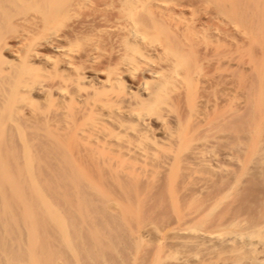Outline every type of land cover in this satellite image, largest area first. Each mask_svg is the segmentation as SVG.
Masks as SVG:
<instances>
[{"label":"rangeland","instance_id":"1","mask_svg":"<svg viewBox=\"0 0 264 264\" xmlns=\"http://www.w3.org/2000/svg\"><path fill=\"white\" fill-rule=\"evenodd\" d=\"M3 1L0 0V3ZM44 1L46 3V0H36V5L34 4L32 7L28 3L12 5L11 3L5 2L8 6L4 5L5 7L1 9L3 14L2 11H0V22H4L5 26L3 24L0 26V32L2 31L4 33V31H8L10 27L11 29H18L19 27H14V25L11 26L10 24L14 16L32 15L37 9V12H39L41 16V18H36L34 14L35 21L37 22L36 27L38 28L42 26L44 12L47 14H44V17L50 18L53 14L50 16L48 13L55 11V8L59 9V3L61 7V4L65 5L66 2L69 4V1L71 2L72 0H56L53 2L54 5L51 4L52 0H47L46 5L41 4L42 2L44 3ZM162 1L164 2L162 7L152 6L156 11L154 10L151 17H156L157 11L161 10L162 15L165 16L163 20L166 16L170 18L161 21L162 19L160 18L163 16H161V12L158 11V16L160 18L156 17L155 20L162 22L160 25L161 27L164 25V29H162V32H165L164 36L166 34L168 38L170 37L171 43L175 46L174 48L181 54L183 53V55H181V58H184L182 64L190 72L192 82H190L188 87L184 85H175L168 88L165 99L166 108H160L158 109L159 111H155L157 115H152L148 128L146 129L149 139L148 142H143V145L147 154L144 156L137 153L126 152L122 143V145L119 146L120 142L112 143V141H108V139L102 135V130L99 131L100 133L95 132L92 137H85L88 141L87 139H83L84 136L81 138L82 135L79 136V134L76 133L78 130L76 127L85 126V121L88 123V109H86L87 107L85 105H87L93 97L90 87L87 84H83L82 87L76 89L66 85V90L71 96V100H69L68 103L67 98L64 100L57 94V79L55 75L49 72L44 73L45 76H41V73H39V76L36 78L38 81H36V83L32 81L33 88L30 91L31 93L23 98V104L19 108V115H21L20 117L22 118L19 119V116H17V121H22L19 124L22 128L23 125L25 126L23 129H25L24 134L27 137L32 136V134L29 133L32 130H38L37 133L40 131L38 133L39 137L34 135V139L38 140L42 136L40 134L44 132L43 141L42 138L39 139V141L32 139V144L38 146H33V148H31L33 160L35 156V161L38 158L37 156H39L40 160L43 158V155H39L42 149L41 154L45 151L42 160H45L47 157L48 160H45L46 163L51 161L49 164H44L38 159V163L43 164H40V168H38L39 166L36 161L37 165L33 169L35 170L37 168L36 171L38 172L35 173L34 171V174H36L34 177L38 178L35 180V185L37 186L33 185L32 188L33 190L36 188L38 195L41 193L44 199H41V196H36V189L32 192L31 186L24 181L25 178L21 179V177H24L19 173L21 172L19 166H21L22 162L21 153L19 154L21 148L17 145L18 143L16 144L15 137L13 138L15 141H10L14 133L12 132L13 134L11 133V135H9L11 131L9 129L6 130V133H9L7 142H15V146H17L14 149L18 152L12 149L14 147H12V145L14 144L7 143L5 145L6 147H2L3 154L1 153L0 160H11L12 162L8 163L7 171L16 180L19 178L21 181L16 185V189L11 188V190L15 192L14 195L7 189V185L4 186L9 206L13 208L14 205L15 207L13 210L10 208L12 214L10 216L14 219H11L13 224H8L9 227L7 228L9 229L5 230L7 233L3 231L4 224L2 225L0 223L1 258L7 256L11 259V255L14 257V254H16L14 260L12 257L14 262L26 263L32 260V258H35L37 261L40 260L41 262H39L41 264H51V262L52 264H56V262H58L57 264H61V261L62 264H67V262L73 264L74 259L71 258L73 255L76 259L75 261L79 264H255L264 256V0ZM119 2L120 0H85L80 5L82 10L78 7L76 9L74 8V11L71 10L73 11L71 12L72 14L70 12L68 14L67 12L68 15L65 13L64 17V14L59 15L60 17L57 16L52 19L51 25L55 19L57 21L60 19L58 23L55 24L53 22L52 26L54 27L51 25L49 26L52 29L54 28V30L56 29L57 32L59 31L58 33L60 34L63 32L62 34L64 36H62L64 38H69V40L74 39L72 41H75L74 45H77H73L74 61L77 65L82 66L85 75L92 78L94 82L102 80L105 76L104 73L114 67L118 59V51L116 52V49L118 50L117 44L121 36L119 35V31L113 27V22L117 20ZM29 6L31 9L34 8V10H32L33 13ZM8 7L10 8L9 11H7ZM51 9L53 11H49ZM163 9L166 10L164 11ZM10 10L14 12L18 10L19 13L13 15L14 12L12 13ZM152 11L153 10H151V12ZM5 12H7L6 15ZM22 13H27V15ZM9 14L13 15V18H9L12 17ZM39 14L37 13L36 15ZM4 15L5 17H3ZM139 16L143 20L147 18L145 15ZM6 24L8 25L6 26ZM172 25L176 26L177 29ZM167 29L170 30L171 34H168L169 30ZM2 32L0 35L3 34ZM15 36L13 35L14 38L11 37L8 42L12 47L13 41L16 40ZM91 42L94 45V53H92L94 59L92 62L86 60L88 47ZM11 46L2 51V58L11 59ZM40 50L41 53H49L48 48H45V46L40 47L39 51ZM36 60H34L35 63H38V59ZM136 74H133L137 77L136 79L132 75L123 74V80L127 90H136L140 80L139 77H141L140 74H138L139 76ZM120 96H122L118 100L120 107L133 106V101L135 100L131 95L121 91ZM73 97H75V100H73ZM142 97H144V95ZM24 101L26 102L24 103ZM65 102L69 105L67 106ZM83 112L84 114L82 115ZM112 116L125 119L122 114H113ZM22 123L23 125H21ZM26 124H28L27 128ZM29 125L30 128H33L32 130L29 128ZM107 126L111 127V125ZM137 128L138 127H136L134 133L128 137V140L130 139L129 141L136 139V135L139 132ZM178 133H182L183 135L181 141H177L176 136ZM46 134L47 136L50 135L48 138L53 137L52 142L51 140L48 141V138H46L47 136L45 137ZM54 137L56 140H54ZM89 139L94 141L93 144H97L92 145ZM44 140L47 142V149L44 148V144L46 143ZM58 141L62 142L60 146L64 145L66 147L61 146L62 150H60L61 148L58 146ZM48 142L51 144H48ZM52 143H54L55 146ZM114 143H117V147ZM99 144L100 146H97ZM41 145H44L43 148H41ZM48 145H53V147H49ZM18 147L19 150L17 149ZM55 147H58L54 149L58 152L51 149ZM36 150L37 152H35ZM120 150L123 151L121 152ZM64 151L67 152L69 157L63 154ZM16 152L19 154V157ZM34 152L36 155H34ZM56 153H59V158H62V161L66 162L69 160L70 165L64 162L62 163L64 165H59L61 160L57 159L58 154ZM50 158H52V160ZM52 163L59 166H56V168L59 169H57L58 171L55 170V166ZM71 164L74 167L71 166ZM75 164H77V167ZM33 165H35L34 161ZM47 165L48 167H54L55 173L61 170L62 172L58 174L61 176L58 177L56 174L53 175L52 173L54 170H52V168L48 170V167H46ZM17 166L19 169L16 168ZM41 166L43 167L41 168ZM69 166L71 170L68 171L67 168L69 169ZM10 169L12 170L10 171ZM12 171L14 172L12 173ZM42 172H45V176ZM84 176L88 185L94 182L93 186L92 184L90 186L86 184V187L83 186L86 183L83 178ZM40 177L42 178L40 179ZM45 177L46 181L44 180ZM47 178L49 180H47ZM72 178H75V181ZM79 179L84 181L79 182ZM43 180L45 181L44 183L41 182ZM68 180L73 182H69ZM74 182L76 184H74ZM77 182L82 186H78ZM60 183H65V186ZM67 183H69V185ZM23 184L25 186H23ZM56 184L57 186L60 185V188H62L61 185L64 186V190H66V186H70L71 188L68 187L67 189H71L74 194L71 195V191L68 190L69 194L67 191L66 194L65 191L60 189L59 186L57 187ZM94 184H96L97 187L94 186ZM51 185L54 189H57L54 191L60 190L57 192L58 194L53 191L52 187H49ZM24 189H26V191ZM79 189L80 191L82 190L81 193H83L84 190V196H86L87 191L88 193L90 192V195L87 193V197L84 198L83 194L78 192ZM43 190L46 192L45 196ZM101 190L103 191L100 192ZM61 191L62 194L60 193ZM18 192L19 194H17ZM96 192L98 195L97 197ZM50 193L54 196H51ZM48 194L50 196H48ZM19 195L23 201L20 199V201L18 200ZM31 195H33L34 199ZM60 195H62V197H60ZM63 195L64 197L68 196V199L72 198L71 200H67L65 197V200L63 199ZM30 196L32 198H29ZM73 196L75 199H73ZM49 197L50 199H48ZM52 197L55 198L51 199ZM57 197L58 200H63V203H67V205L62 202L60 203ZM24 198L28 202H25ZM31 199L32 202L35 201L34 205H32ZM54 199H56L55 202L57 201L56 204ZM36 200L38 201L37 203H41L40 209L37 208L39 204L36 203ZM48 200L52 201L48 203ZM15 201L18 203H15ZM21 202H24L25 205H22ZM44 203H46V205ZM11 204L13 205L11 206ZM72 204L74 206L73 210ZM20 205H22V207ZM47 205H53L54 210L51 209L52 206L49 208ZM34 206H36V209ZM45 206L46 210L43 209L42 212V207L44 208ZM23 207H25V209L27 208V212L25 209L23 213L21 212ZM64 207L65 210L63 211ZM18 208L20 210H18ZM50 209L53 213L49 211ZM85 209L86 211H84ZM255 209L256 211H254ZM38 211L40 212V217H38ZM46 212H49V214ZM42 214L46 216L42 217ZM35 216L38 217V220L42 221H37V217L35 218ZM32 218L35 220L33 221ZM48 218L51 219L52 223ZM19 223L21 224L20 226ZM22 224L24 225L22 226ZM28 224L29 228H26ZM37 224H39V227L43 224V228L40 227L39 229ZM58 225L59 227L61 225L64 232H67V234L65 233L68 237L66 240L71 247H73L75 254L72 255L69 249L62 243L63 241L60 231H58ZM28 229L31 231L33 230L32 232L34 233ZM44 229H47L48 233L47 230L45 231ZM70 231L78 236H72ZM28 232H31V234L28 235ZM3 233L8 238V242L7 239L2 236ZM9 233L11 235L14 234L13 237H11ZM46 233L48 236L45 235ZM235 233L251 235L255 241L253 249L249 251L243 244L238 241H233V235H235ZM11 238L15 245L13 243V245L11 244ZM75 240L76 242H74ZM4 242H7V244L9 243V245L6 244L5 246ZM37 243L39 244L38 247ZM52 245L54 246L52 247ZM13 246L14 248H12ZM17 247H21V249L19 248V250ZM42 247L44 248L43 251ZM15 249H17V251L19 250V253L15 252ZM24 249L25 251H23ZM79 249L81 250V256L79 255ZM61 250L64 251L61 252ZM5 253L7 254L5 255ZM58 253L59 255H57ZM89 253L91 254L89 255ZM51 254L52 256L50 257ZM92 254L95 255V259L91 258V256H93ZM43 259H45V262L42 261ZM48 261L51 262L48 263ZM0 264L5 263L1 260Z\"/></svg>","mask_w":264,"mask_h":264},{"label":"bare ground","instance_id":"2","mask_svg":"<svg viewBox=\"0 0 264 264\" xmlns=\"http://www.w3.org/2000/svg\"><path fill=\"white\" fill-rule=\"evenodd\" d=\"M3 1V0H2ZM35 1L36 0H4L2 3H0V11H2L1 9H3V7H5L4 5H7L5 4V2H8V3H11L12 5L13 4H30L31 7L32 5L35 4ZM43 1V0H42ZM50 1V0H49ZM56 1V0H52V5L53 2ZM62 1V0H61ZM66 1V0H65ZM83 1L85 0H72L71 2L69 1V4L66 2V4H61L62 6L60 7L59 4H58V7L59 9L55 8L56 10L53 11L52 9L49 10V11H53V12H49L48 14L52 16L49 18H45L44 16L47 15L43 14V18H42V26L40 27H36L37 25V22L35 21V18H34V14L36 16V18L40 17V14L39 12H37V10H35L39 15H36L37 13L34 12L32 10H34V8L31 9L30 7V10L32 13V15H27V13H22V14H25L27 16H20V17H17V16H14V19L13 21H10V24L11 26L14 25V27H19L18 29L16 28H12L10 27V29L8 31H4L3 34L0 35V155L2 153V147L5 146L7 143L10 144L12 142H7V140L9 139V135H11V133L13 134V137L10 138L12 141L13 138L15 137V140H16V144L19 145V147L21 148V152H19V154L21 155V166L20 167V171L19 173H21V175H23L24 177H21V179L25 178L24 181H26V183H28V185L32 186L35 185V180L36 178L38 177H34V171L35 173H37L38 171L33 170L35 168V166L38 164V166L41 164H39L38 162L41 161L43 162L44 164H49L51 163L48 162L46 163V159L47 157L45 158V160H42L44 158V152L43 151V154H41L42 152V149H41V152H40V156H42L43 158L40 160L39 156H37V164H36V156H35V159L33 160L32 159V155H31V148H33V144H32V139H34V135H37L39 137V132L37 133V131H33L32 127L30 128V125H29V128L33 131L29 132L32 134V136H25L24 134V131L25 129H23L25 126L23 125V123L21 125H23V128L22 126H20L19 123H21L22 121L19 120V122L17 121V116H19L18 118H22L20 117L21 115H19V108L22 106L23 104V98L24 96H27L29 93H31V89L33 88L32 87V81L36 83V81H38L36 78L39 76V73H41V76H45L44 73H49V72H52L54 75H55V78L57 79V94L59 96H61L64 100L67 98V102L69 100H71V96L68 94L67 90H66V85H69V86H72L74 88H79V87H82L83 84H87L91 91H92V99L91 101L85 105L88 109L87 111V116H88V123H86V121L84 122L85 123V126L83 127H79L78 126L76 127V129H78L76 131V133L81 136V138H84L85 137H92V135H94L95 132H99L100 130H102L103 132L102 135L106 137V139H108V141H112L113 142H120V145L121 146H124L125 147V150L126 152H131V153H137L139 155H146L147 154V151L143 145V142L147 141L148 142V139L149 137L147 136V133L148 132L146 129L148 128V124H149V121L150 119L152 118V115H157L155 113L156 110L160 109V108H166V103H165V99H166V94H167V90L169 87H172V86H175V85H184L185 87H188L190 85V82H192V77L190 75V72L183 66L182 64V60L184 61V58H181V55H183V53L181 54L178 50H176L173 46V44L171 43L172 41L170 40V37L168 38L167 35L165 34L164 36V33L165 32H162L164 29V25L161 27V23L162 22H158V20H155L156 17L160 18L158 16V13L161 12V16L162 15V11L158 10L157 11V16L155 17H151V14L154 12V8L152 6H155V7H162L163 5V1L162 0H120L119 2V13H117V20H115V22H113L114 26L118 31H119V35L121 36L120 37V40L118 41V44H117V47H118V50L116 49V52L118 51L117 53V62L116 64L114 65V67H112L111 69L107 70L104 74V78L98 82H94L92 80V78L88 77L85 75V71L84 69L82 68V66L80 65H77L74 61V50H73V45L75 44L74 42L75 41H72V40H69L64 38L63 36V32L60 34L57 32V30L54 28H50L49 26L51 25V21L52 19H54L55 17L59 16V15H63V17L65 16V13L66 15L69 14V12H73L74 11V8H78L80 7V5L83 3ZM245 1V0H244ZM167 2V1H166ZM32 3V4H31ZM45 3V1H44ZM43 2L41 4L43 5H46L47 4V0H46V3L44 4ZM63 3V2H62ZM65 3V2H64ZM50 4V3H49ZM68 4V5H67ZM117 4V3H115ZM36 5V4H35ZM251 5V4H250ZM8 6V5H7ZM19 7H21L20 5H17ZM39 6V5H38ZM49 6V5H48ZM114 6V5H113ZM165 6V4H164ZM163 6V7H164ZM167 6V4H166ZM239 6V5H238ZM12 7V6H11ZM18 7V8H19ZM36 7V6H35ZM44 7V6H42ZM118 7V6H117ZM175 7V6H174ZM14 8V7H13ZM23 8V7H22ZM83 8V7H82ZM165 8V7H164ZM5 9V8H4ZM9 7H8V10L6 8L7 11H9ZM15 9V8H14ZM29 9V8H28ZM49 9V8H48ZM81 9V7H80ZM79 9V10H80ZM159 9V8H157ZM13 10V9H12ZM10 10L12 13L14 11ZM73 10V11H71ZM82 10V9H81ZM112 10V9H111ZM151 10H153L151 12ZM164 11L166 9H163ZM168 10V8H167ZM156 11V10H155ZM23 12V11H22ZM25 12V11H24ZM68 12V14H67ZM107 12V11H106ZM115 12V11H114ZM252 12V11H250ZM254 12V11H253ZM15 13V14H14ZM13 15H16V13H19L18 10L16 12H14ZM41 13V12H40ZM75 13V12H74ZM110 13V12H109ZM166 13V12H164ZM174 13V12H172ZM171 13V14H172ZM2 14H3V11H2ZM7 14V12H5V15ZM72 14V13H71ZM114 14V13H113ZM112 14V15H113ZM119 14V15H118ZM167 14V13H166ZM259 14V13H258ZM5 15L3 17H5ZM10 15V14H9ZM13 15H10L12 17H9V18H13ZM139 15H145L147 18L146 20L144 19H141V17ZM73 16V15H72ZM236 16V15H235ZM17 17V18H16ZM60 17V16H59ZM114 17V16H113ZM165 16L161 17L160 19H162L161 21H164L166 18H169L168 16H166V18L163 20ZM216 17V16H215ZM2 18V17H1ZM7 18V17H6ZM62 18V17H61ZM105 18V17H104ZM175 18V17H174ZM262 18V17H261ZM3 19V18H2ZM158 23H156L154 20ZM170 19V18H169ZM10 20V19H9ZM8 20V21H9ZM41 20V19H40ZM56 20V19H55ZM53 21L55 24L58 23V21L60 19H58V21ZM63 20V19H62ZM182 20V19H181ZM243 20V19H242ZM103 21V20H102ZM168 21V20H167ZM170 21V20H169ZM53 22H52V25H53ZM255 22V21H254ZM97 23V22H96ZM164 23V22H163ZM178 23V22H177ZM176 23V24H177ZM2 24L5 26L4 22H0V26H2ZM54 24V25H55ZM64 24V23H63ZM171 24H175V23H171ZM170 24V25H171ZM8 24H6L7 26ZM51 25V26H52ZM112 25V24H111ZM167 25V24H166ZM179 25V24H178ZM177 25V26H178ZM64 26V25H63ZM173 27L176 28V26L172 25ZM54 27V26H52ZM56 27V26H55ZM169 27V26H168ZM67 28V27H66ZM78 28V27H77ZM166 28V27H165ZM71 29V28H70ZM79 29V28H78ZM105 29V27H104ZM177 29V28H176ZM63 30V29H62ZM166 30V29H165ZM169 30V29H167ZM18 31V32H17ZM67 31V30H66ZM78 31V30H77ZM193 31V30H192ZM232 31V30H231ZM0 32V33H1ZM250 32V31H249ZM67 33V32H66ZM113 33V32H112ZM16 34V36H15ZM74 34V33H73ZM168 34H171L170 33V30H169V33ZM13 35L16 37V40L13 41V47L11 45H9V39L11 37H13ZM63 35V36H62ZM89 35V34H88ZM110 35V34H109ZM118 35V34H117ZM118 35V36H119ZM257 35V34H256ZM67 36L69 37V35L67 34ZM75 36V35H74ZM107 36V35H106ZM117 36V37H118ZM170 36V35H169ZM89 37V36H88ZM99 37V36H98ZM116 37V38H117ZM263 37V36H262ZM14 38V37H13ZM103 38V37H102ZM119 38V37H118ZM76 39V38H75ZM109 39V38H108ZM259 39V38H258ZM78 40V39H76ZM113 40V39H112ZM189 40V39H188ZM81 41V40H80ZM84 41V40H83ZM78 42V41H77ZM94 42V41H92ZM89 44V47H88V53H87V61H91L94 59V55H92V53H94V45L92 44ZM194 42V41H193ZM101 43V42H100ZM86 44V43H85ZM255 44V43H254ZM188 45V44H187ZM12 47V57L11 59H6V58H2V54L3 53L2 51L9 48V47ZM42 46H45V48L47 47L48 50H49V53H41V50L39 51V48L42 47ZM74 46H77V45H74ZM183 46V45H182ZM181 46V47H182ZM254 46V45H253ZM85 47V46H84ZM44 48V47H43ZM108 48V47H107ZM185 49V48H184ZM188 49V48H187ZM264 50V49H263ZM96 51V50H95ZM225 53V52H224ZM114 54V53H113ZM4 57V56H3ZM227 57V56H226ZM4 59V60H3ZM6 59V60H5ZM38 59V63H35L34 60ZM80 59V58H79ZM101 59V58H100ZM114 59V58H113ZM188 59V58H187ZM99 60V59H98ZM97 60V61H98ZM37 61V60H36ZM114 61V60H113ZM185 63V62H184ZM196 63V62H195ZM249 65V64H248ZM91 67V66H90ZM259 68V67H258ZM101 69V68H100ZM252 70V68H251ZM102 72V71H101ZM137 73V74H136ZM53 74H52V77H53ZM123 74H129V75H132L134 76L133 74H140L141 77L139 82H138V85H137V88L135 91H130L127 90L125 88V82L123 80ZM49 75V74H48ZM40 76V77H41ZM101 76V75H100ZM139 76V75H138ZM135 77V76H134ZM96 78V77H95ZM137 77H135L136 79ZM138 78V79H139ZM39 83V82H38ZM136 83V82H135ZM235 83V82H234ZM55 84V83H54ZM129 85V84H128ZM233 86V85H232ZM50 87V86H49ZM136 87V86H135ZM48 88V87H47ZM56 89V88H55ZM75 89V90H76ZM259 89V88H258ZM80 90V89H79ZM78 90V91H79ZM189 90V89H188ZM245 90V89H244ZM77 91V92H78ZM83 91V89H82ZM81 91V92H82ZM123 91V92H127V94L131 95L135 101L133 106H124V107H120V105L118 104V100L120 99V92ZM179 91V90H178ZM252 92V91H251ZM180 93V92H179ZM78 94V93H77ZM80 94V93H79ZM125 94V93H124ZM173 94V93H172ZM241 94V93H240ZM239 94V95H240ZM243 94V93H242ZM89 95V94H88ZM144 95V97H142ZM224 95V94H223ZM245 95V94H244ZM248 95V94H247ZM80 96V95H79ZM57 97V96H56ZM77 97V96H76ZM27 98V97H26ZM75 97H73V100ZM78 98V97H77ZM76 98V100H77ZM81 98V97H80ZM79 98V99H80ZM90 98V97H89ZM226 99V98H224ZM88 100V99H87ZM124 100V99H123ZM186 100V99H185ZM122 101V100H121ZM26 101H24L25 103ZM67 102H65V104H67ZM75 102V101H74ZM78 102V101H76ZM167 102V101H166ZM207 102V101H206ZM60 103V102H59ZM69 103V102H68ZM79 103V102H78ZM77 103V105H78ZM85 103V102H84ZM28 104V103H27ZM64 104V103H63ZM64 104V105H65ZM132 104V103H131ZM224 104V103H223ZM69 104H67L68 106ZM72 105V104H71ZM66 106V105H65ZM82 106V105H80ZM84 106V105H83ZM209 106V105H208ZM71 108H73L72 106H70ZM76 107V106H75ZM79 107V106H78ZM31 108V107H30ZM55 108V107H53ZM70 108V109H71ZM80 108V107H79ZM29 109V108H28ZM34 109V108H33ZM61 109V108H60ZM74 109V108H73ZM81 109V108H80ZM85 109V108H84ZM85 109V110H86ZM243 109V108H242ZM52 110V108H51ZM62 110V109H61ZM67 110V109H66ZM65 110V111H66ZM84 110V111H85ZM228 110V109H227ZM37 111V110H36ZM44 111V109H43ZM50 111V110H49ZM159 111V110H158ZM204 111V110H203ZM216 111V110H215ZM226 111V110H225ZM47 112V111H46ZM68 112V111H67ZM86 112V111H85ZM200 112V111H199ZM48 113V112H47ZM84 114V112L82 113V115ZM113 114H122L124 115L125 119H120V118H116V117H113L112 115ZM191 114V113H190ZM121 116V115H120ZM184 116V115H183ZM207 116V115H206ZM25 117V116H24ZM33 117V116H32ZM49 117V116H48ZM84 117V116H83ZM34 118V117H33ZM50 118V117H49ZM86 118V117H84ZM201 120V119H200ZM254 120V119H253ZM37 121V120H36ZM176 121V120H175ZM39 122V121H38ZM72 123V122H71ZM109 123V124H107ZM162 123V122H161ZM29 124V123H28ZM26 124V128H27V125ZM87 124V125H86ZM111 125V127H108L107 125ZM239 125V124H238ZM71 126V125H70ZM107 126V127H106ZM190 126V125H189ZM136 127H138L137 129H139L137 132V135H136V139L135 140H131L129 141L128 140V137L130 135H132L134 133V129H136ZM211 128V127H210ZM263 128V127H262ZM10 130V134L8 135L6 133V130ZM51 129V128H50ZM191 129V128H190ZM208 129V128H206ZM226 129V128H225ZM68 130V129H67ZM27 131V129H26ZM53 131V130H52ZM185 131V130H183ZM46 132V131H45ZM69 132V131H68ZM167 132V131H166ZM171 132V131H170ZM44 133V132H43ZM43 133L40 134L42 135L39 139L42 138V141H43ZM48 133V132H46ZM67 133V132H66ZM75 133V134H76ZM100 133V132H99ZM188 133V132H187ZM167 134V133H166ZM264 134V133H263ZM56 135V134H55ZM96 135V134H95ZM47 136V134L45 135V137ZM50 136V135H49ZM49 136H47L46 138H48ZM62 136V135H61ZM102 136V138H103ZM182 133H178L177 134V141H181V137H182ZM185 136V135H184ZM36 137V136H35ZM44 137V138H45ZM99 137V136H98ZM101 137V135H100ZM99 137V138H100ZM45 138V140H46ZM98 138V139H99ZM101 138V139H102ZM36 140V141H39ZM53 137L51 138H48V141L51 140V142L53 141L52 140ZM87 139V138H86ZM85 139V140H86ZM93 139V138H92ZM92 139H89L91 142H92V145H96V144H93L94 141H92ZM95 139V138H94ZM105 139V140H106ZM187 139V138H186ZM262 139V138H261ZM13 140V141H15ZM44 140V141H45ZM54 140H56V138L54 137ZM104 140V139H103ZM88 141V139H87ZM154 141V140H153ZM172 141V140H171ZM46 142V141H45ZM174 142V141H173ZM41 143V142H40ZM62 142L58 141V146H60ZM122 143V144H121ZM12 144V149L16 148L15 146V142H13ZM43 144V143H42ZM47 142L44 144V145H41L43 148H46ZM48 144H51L50 142H48ZM54 145V143H52ZM153 144V143H152ZM32 145V146H31ZM48 145L49 147H53ZM91 145V143H90ZM106 145V144H105ZM114 145L117 147V143ZM243 145V144H242ZM35 146H38V145H35ZM34 146V147H35ZM55 146V145H54ZM63 147H66L64 145H61ZM60 146V148H61ZM97 146H100L97 145ZM6 147V146H5ZM8 147V145H7ZM19 147L17 148L19 150ZM40 147V146H39ZM106 147V146H105ZM152 147V146H151ZM180 147V146H179ZM37 148V147H36ZM58 147H55V148H51L53 149V151H56L54 149H56ZM92 148V146H91ZM90 148V149H91ZM104 148V146H103ZM122 148V147H121ZM188 148V147H187ZM263 148V147H262ZM47 149V148H46ZM45 149V150H46ZM50 149V150H51ZM64 149V148H63ZM81 149V148H80ZM163 149V148H162ZM173 149V148H172ZM193 149V148H192ZM247 149V148H246ZM15 150V149H14ZM59 150V149H58ZM62 150V148L60 149ZM100 150V149H98ZM211 150V149H210ZM13 151V150H12ZM17 151V150H15ZM34 151V150H33ZM40 151V149H39ZM38 151V152H39ZM67 151V150H66ZM64 151L63 154H66L67 155V152ZM96 151V150H94ZM121 152L123 150H120ZM14 152V151H13ZM18 152V151H17ZM16 152V154H17ZM37 152V150L35 151ZM34 152V153H35ZM52 152V150H51ZM58 152V151H56ZM98 152V151H97ZM163 152V151H162ZM178 152V151H177ZM235 152V151H234ZM60 153V152H59ZM59 153H56L59 155ZM120 153V152H119ZM124 153V152H123ZM226 153V152H225ZM246 153V152H245ZM264 153V152H263ZM3 154V153H2ZM19 154H17V156L19 157ZM54 154V153H53ZM121 154V153H120ZM125 154V153H124ZM127 154V153H126ZM179 154V153H178ZM244 154V153H243ZM7 155V154H6ZM36 155V153L34 154ZM38 155V154H37ZM46 155H47V152H46ZM49 155V154H48ZM55 155V154H54ZM57 155V159L61 160L62 161V158L60 159V155L58 156ZM50 156V155H49ZM68 156V155H67ZM187 156V155H186ZM2 157V156H1ZM6 157V156H5ZM10 157V156H9ZM8 157V158H9ZM51 157V156H50ZM53 157H56V156H53ZM62 157V156H61ZM69 157V156H68ZM120 157V156H119ZM150 157V156H149ZM161 157V156H160ZM7 158V157H6ZM110 158V157H109ZM118 158V157H117ZM126 158V157H125ZM124 158V159H125ZM166 158V157H165ZM192 158V157H191ZM258 158V157H257ZM10 159V158H9ZM39 159V161H38ZM52 160V158H50ZM64 159V158H63ZM67 159V157H66ZM64 159V160H66ZM154 159V158H153ZM260 159V158H258ZM48 160V159H47ZM58 160V162H59ZM185 160V159H184ZM33 161L35 162V165H33ZM45 161V162H44ZM59 162L61 165L64 161L62 162ZM11 163L12 161H3V160H0V223L4 226H3V231L4 233H7L5 232L6 229H9L7 227H9L8 224H13V221L11 219H14L11 214V209L12 207L9 206V203L7 202V198L6 197V189H4L5 185L8 186L7 189L10 190L11 193H13L14 195V191L11 190V188H15L16 185H18V183H20L21 179L17 178V180L12 177L8 171H7V166H8V163ZM53 162V161H52ZM68 162V163H67ZM174 162V161H173ZM201 162V161H200ZM249 162V161H248ZM42 163V164H43ZM66 164H69V160H67L66 162H64ZM73 163V161H72ZM105 163V162H104ZM155 163V162H154ZM17 164H20V163H17ZM41 164V165H42ZM54 164V163H52ZM51 164V165H52ZM74 164V163H73ZM97 164V163H96ZM158 164V163H157ZM175 164V163H174ZM64 165V164H62ZM70 165V164H69ZM76 167H77V164H75ZM159 165V164H158ZM192 165V164H191ZM241 165V164H240ZM13 166V165H12ZM53 166V165H52ZM48 167V165L46 167H48V170L49 168H52V170H54L53 168L54 167ZM55 170L58 171L59 169L56 168L57 165H55ZM71 166H73L71 164ZM79 166V165H78ZM114 166V165H113ZM154 166V165H153ZM14 167V166H13ZM43 166H41L42 168ZM59 167V166H57ZM67 167V166H66ZM74 167V166H73ZM181 167V166H180ZM10 168V166H9ZM18 168V166L16 167ZM40 168V166L38 167ZM61 168V167H60ZM223 168V167H222ZM19 169V168H18ZM45 169V168H44ZM58 169V170H57ZM63 169V168H62ZM74 169V168H73ZM77 169V168H75ZM12 169H10L11 171ZM14 170V169H13ZM46 170V169H45ZM55 170L54 172L52 173L53 175L56 174V176L60 177L58 174L60 172H62L61 170L57 173H55ZM66 170V169H65ZM67 170H71L70 169V166H69V169L67 168ZM66 170V171H67ZM82 170V169H81ZM44 171V170H43ZM65 171V172H66ZM67 171V172H68ZM88 171V170H87ZM171 171V169H170ZM14 171H12L13 173ZM18 172V171H17ZM74 172V171H73ZM77 172V171H76ZM159 172V171H158ZM188 172V171H187ZM186 172V173H187ZM229 172V171H228ZM245 172V171H244ZM11 173V172H10ZM11 173V174H12ZM44 173V176H45V172H42V174ZM72 173V172H71ZM78 173V172H77ZM82 173V172H81ZM104 173V172H103ZM181 173V172H180ZM49 174V172H48ZM63 174V173H61ZM83 174V173H82ZM207 174V173H206ZM232 174V173H231ZM38 175V174H37ZM52 175V176H53ZM68 175V174H67ZM85 175V174H84ZM149 175V174H148ZM191 175V174H190ZM233 175V174H232ZM47 176V175H46ZM50 176V177H52ZM73 176V174H72ZM77 176V175H76ZM79 176H82V175H79ZM209 176V175H208ZM207 176V177H208ZM49 177V176H48ZM63 177V176H62ZM61 177V178H62ZM68 177V176H67ZM74 177V176H73ZM89 177V176H88ZM148 177V176H147ZM166 177V176H165ZM235 177V176H234ZM244 177V176H243ZM42 177H40L41 179ZM53 178V177H52ZM50 178V179H52ZM57 178V177H56ZM70 178V177H69ZM81 178V177H79ZM84 180L86 179L85 176L83 177ZM90 178V177H89ZM88 178V179H89ZM174 178V177H173ZM210 178V177H209ZM19 179V181H18ZM55 179V177H54ZM66 179V178H65ZM73 180L75 178H72ZM82 179V178H81ZM87 179V180H88ZM156 179V178H155ZM165 179V178H164ZM202 179V178H200ZM44 180L46 181V177L44 178ZM41 181V182H45V181ZM47 180H49L47 178ZM71 180V179H69ZM68 180V181H69ZM82 180V181H84ZM146 180V179H145ZM199 180V179H198ZM208 180V179H207ZM37 181H40V180H37ZM56 181V179H55ZM65 181V180H64ZM75 181V180H74ZM77 181H78V178H77ZM80 179H79V182H82ZM89 181V180H88ZM91 181V180H90ZM132 181V180H131ZM216 181V180H214ZM235 181V180H234ZM48 182V181H47ZM57 182V181H56ZM69 182H73V181H69ZM86 182V180H85ZM147 182V181H146ZM42 183V184H43ZM84 183V182H83ZM89 183V182H88ZM94 183V182H93ZM93 183L91 182L92 186H93ZM176 183V182H175ZM186 183V182H185ZM39 184V183H38ZM47 184V183H46ZM58 184V183H57ZM56 184V186H57ZM62 184V183H60ZM69 185V183H67ZM73 184V183H72ZM74 184H76L74 182ZM78 186H82L80 185L78 182H77ZM87 184V182L83 185L85 186ZM90 184V183H89ZM90 184V185H91ZM62 185L65 186V183H63ZM62 188H60V185L59 188L60 189H63L64 190V186H62ZM87 184V186H90ZM99 185V184H97ZM23 186H25L23 184ZM37 186V185H35ZM42 186V185H41ZM45 186V185H44ZM57 186V187H58ZM76 186V185H74ZM94 186H96V184H94ZM46 187V186H45ZM49 187H52L49 186ZM53 187H54V183H53ZM53 189V191L56 189ZM69 188H71L70 186H68ZM66 186V191L68 190V188ZM86 187V186H85ZM97 187V186H96ZM100 187V186H99ZM35 188V187H34ZM42 188V187H41ZM75 188V187H74ZM84 188V187H83ZM16 189V188H15ZM23 189V188H22ZM36 189V188H35ZM34 189V190H35ZM39 189V188H38ZM43 189V188H42ZM82 189V188H80ZM79 189V193H81ZM85 189V188H84ZM91 189V188H90ZM98 189V188H97ZM166 189V188H165ZM26 191V189H24ZM28 190H31V189H28ZM27 190V191H28ZM33 188H32V192L34 191ZM40 190V189H39ZM57 190V189H56ZM72 190H73V186H72ZM75 190V189H74ZM88 190V189H87ZM86 190V191H87ZM100 190V189H99ZM147 190V189H146ZM213 190V189H212ZM16 191V190H15ZM60 190L58 191H54V192H59ZM68 191H71L68 190ZM67 191V193L69 194V192ZM96 191V190H95ZM103 190H101L100 192H102ZM167 191V190H166ZM179 191V190H178ZM9 192V193H10ZM24 192V191H22ZM44 192V196L46 195L45 191L43 190ZM52 192V191H51ZM77 192V193H78ZM25 193V192H24ZM53 193V192H52ZM62 194V191L60 192ZM66 193V194H67ZM88 193V191H87ZM87 193H86V196H84V190H83V197H87ZM145 193V191H144ZM214 193V192H213ZM19 194V192L17 193ZM16 194V195H17ZM36 196H41V193H39L40 195H38L37 193V189H36ZM43 194V193H42ZM58 194V193H57ZM74 193H72L71 191V195H73ZM100 194V193H99ZM106 194V193H105ZM11 195V194H10ZM12 195V196H13ZM26 195V194H25ZM50 195L52 196L53 194L50 193ZM48 194V196H50ZM65 195V194H64ZM63 195V197H64ZM88 195H90V192L88 193ZM93 195H94V189H93ZM33 197V195H31ZM29 197V198H32V197ZM54 196V195H53ZM76 196V194H75ZM81 196V195H80ZM97 192H96V197H97ZM100 196V195H99ZM103 196V195H102ZM149 196V195H148ZM60 197H62V195H60ZM67 200H71V198H67L68 196H65ZM65 197L63 199H65ZM70 197V196H69ZM77 197V196H76ZM79 197V196H78ZM106 197V196H105ZM27 198V197H26ZM55 197H52L51 199H53ZM188 198V197H187ZM16 199V198H15ZM22 200V198L18 197V200ZM28 199V198H27ZM34 199V197H33ZM41 199H44L43 197ZM50 199V197L48 198ZM65 199V200H66ZM73 199L74 196H73ZM80 199V198H79ZM144 199V198H143ZM185 199V198H184ZM13 200V199H12ZM19 200V201H20ZM25 200V198H24ZM56 199H54V202H55ZM57 200H58V197H57ZM82 200V199H80ZM79 200V201H80ZM84 200V199H83ZM97 200V199H96ZM236 200V199H235ZM27 200H25L26 202ZM39 201V199H38ZM36 200V203L38 202ZM43 201V200H42ZM46 201V200H44ZM50 203L51 201L48 200ZM60 201V203L62 202L63 203V200H58ZM77 201V200H76ZM98 201V200H97ZM264 201V200H263ZM28 202V201H27ZM30 202V201H29ZM31 202H32V199H31ZM71 202V201H70ZM73 202V200H72ZM88 202V201H87ZM102 202V201H101ZM114 202V201H113ZM178 202V201H177ZM15 203H18L17 201H15ZM22 203V202H21ZM57 203V201L55 202V204ZM82 203V202H81ZM25 205V203L23 202L22 205ZM35 204V201L32 202V205ZM39 204L37 208H41L40 204L41 203H37ZM43 204V203H42ZM46 205V203H44ZM54 204V203H53ZM65 204V203H63ZM62 204V205H63ZM75 204V203H74ZM80 204V203H79ZM130 204V203H129ZM192 204V203H191ZM13 204H11L12 206ZM22 205H20L22 207ZM27 205V203H26ZM67 205V203L65 204ZM76 205V204H75ZM83 205V203H82ZM112 205V204H111ZM31 206V204H30ZM49 208H51L50 206H52L51 209H53V205H47ZM58 206V205H57ZM55 206V207H57ZM73 206V204H72ZM71 206V207H72ZM232 206V205H231ZM14 205H13V208L12 210L14 209ZM26 207V206H25ZM25 207H23L22 209V213L25 209ZM62 207V206H61ZM69 207V206H67ZM78 207V206H77ZM80 207V205H79ZM83 207V206H82ZM114 207V206H113ZM264 207V206H263ZM33 208V207H31ZM34 208L36 209V206H34ZM74 206L72 207V210H73ZM85 208V207H84ZM34 209V210H35ZM43 209L46 210V206L43 208L42 207V212H43ZM49 210V211H52V210ZM71 209V208H69ZM80 209V208H79ZM258 209V208H257ZM260 209V208H259ZM17 210V209H15ZM18 210H20L18 208ZM26 212H27V208L25 209ZM54 210V209H53ZM65 210V207L63 209V211ZM186 210V209H185ZM41 211V210H39ZM37 212L39 214L38 217H40V212ZM76 211V210H75ZM81 211V210H79ZM86 211V209L84 210ZM256 211V209L254 210ZM13 212V211H12ZM16 212V211H15ZM14 212V213H15ZM20 212V213H21ZM29 212V211H28ZM33 212V211H32ZM36 212V211H35ZM57 212V211H56ZM72 212V211H70ZM21 213V214H22ZM49 214V212H46ZM53 213V211L51 212ZM50 213V214H51ZM65 213V212H64ZM69 213V211H68ZM78 213V211H77ZM82 213V212H80ZM79 213V214H80ZM187 213V212H186ZM29 214V213H28ZM34 214V213H33ZM32 214V215H33ZM37 214V215H38ZM47 214V215H48ZM79 214H76V215H79ZM95 214V213H94ZM16 215V214H15ZM23 215V214H22ZM56 215V214H55ZM126 215V214H125ZM250 215V214H249ZM31 216V215H30ZM46 216L45 214L43 215L42 214V217ZM53 216V215H52ZM71 216V215H70ZM83 216V215H82ZM107 216V215H106ZM15 217V216H14ZM19 217V216H17ZM27 219H28V216L26 215ZM37 216H35L36 218ZM38 217H37V221H40L38 220ZM48 217V216H47ZM46 217V218H47ZM51 217V216H50ZM240 217V216H239ZM53 218V217H52ZM60 218V217H59ZM26 219V218H24ZM23 219V220H24ZM33 221L35 220L34 218H32ZM51 222V219L48 218ZM54 219V218H53ZM63 219V217H62ZM79 219V218H78ZM22 220V221H23ZM65 220V219H64ZM67 220V218H66ZM85 220V219H84ZM16 221V220H15ZM32 221V220H31ZM33 221H32V224H33ZM42 221V220H41ZM40 221V222H41ZM44 221V220H43ZM59 221V220H57ZM82 221V220H81ZM60 222V221H59ZM62 222V221H61ZM115 222V221H114ZM25 223H26V220H25ZM43 223V222H42ZM52 223V222H51ZM64 223V222H63ZM108 223V222H107ZM209 223V222H208ZM44 224V223H43ZM43 224H41L40 227L43 228ZM49 224V223H48ZM56 224V223H55ZM88 224V223H87ZM170 224V223H169ZM21 224L19 223V226ZM24 224H22L23 226ZM35 225V224H34ZM39 224H37L38 226ZM102 225V224H101ZM47 226V225H45ZM44 226V227H45ZM11 227V226H10ZM34 227V226H33ZM36 227V225H35ZM39 227V226H38ZM37 227V228H38ZM39 227V229H40ZM51 227V226H50ZM53 227V226H52ZM19 228V227H18ZM26 228H29V224H28V227ZM55 228V227H54ZM58 228L60 231V234H61V238H62V243L65 245V247H67L70 251V253L75 254L74 253V249L73 247H71V245L68 243V241L66 240V238H68L65 233L67 234V232H64V230L62 229L61 225L59 227L58 225ZM57 228V229H58ZM68 228V227H67ZM71 228V227H70ZM77 228V226H76ZM14 229V228H13ZM73 229V228H71ZM167 229V228H166ZM177 229V228H176ZM20 230V228H19ZM23 230V229H22ZM30 230V229H28ZM26 230V231H28ZM43 230V229H42ZM45 230V229H44ZM47 230V229H46ZM45 230V231H46ZM69 230V228H68ZM76 230V229H75ZM180 230V229H179ZM262 230V229H261ZM259 230V231H261ZM31 231V230H30ZM33 231V230H32ZM31 231V232H32ZM37 231V230H36ZM116 231V230H115ZM258 231V232H259ZM31 232H28V235L31 234ZM72 233V231H70ZM69 232V233H70ZM174 232V231H173ZM241 232V231H240ZM3 233L2 236H4L6 239H7V242H8V238L6 237V235ZM16 233V232H14ZM34 233V232H32ZM36 233V232H35ZM47 233H48V230H47ZM47 233L45 234L46 236ZM257 233V232H255ZM260 233V232H259ZM10 234V233H9ZM37 234V233H36ZM200 234V233H199ZM202 234V233H201ZM14 235V234H13ZM13 235L10 234L11 237H13ZM20 235V234H19ZM38 235V234H37ZM43 235V236H45ZM76 235V234H75ZM74 233H72V236H75ZM161 235V234H160ZM177 235V234H176ZM203 235V234H202ZM16 236V235H15ZM22 236V235H21ZM26 236V235H24ZM36 236V235H34ZM42 236V238H43ZM71 236V235H70ZM78 236V235H76ZM87 236V235H86ZM136 236V235H135ZM213 236V235H211ZM256 236V235H255ZM88 237V236H87ZM222 237V236H221ZM1 238V236H0ZM24 238V237H23ZM32 238V237H31ZM40 238V237H39ZM46 238V237H44ZM54 238V237H52ZM119 238V237H118ZM233 238L234 240L233 241H238L239 243L243 244V246L251 251V249H253V246H254V239L251 235H248V234H245V233H235V235H233ZM259 238V237H258ZM33 239V238H32ZM94 239V238H93ZM1 240V239H0ZM2 240H3V237H2ZM18 240V238H17ZM36 240V239H35ZM49 239L47 238V241ZM57 240V239H56ZM71 240V239H70ZM31 241V240H29ZM73 241V240H72ZM71 241V243H72ZM84 241V240H83ZM103 241V240H102ZM101 241V242H102ZM160 241V240H159ZM226 241V240H225ZM7 242L5 244H7ZM17 242V241H16ZM24 242V241H23ZM32 242V241H31ZM39 242V241H38ZM49 242V241H48ZM47 242V243H48ZM76 242V240L74 241ZM96 242V241H95ZM13 243L12 241V238H11V244ZM19 243V242H17ZM16 243V244H17ZM45 243V242H44ZM177 243V242H175ZM15 245V243H13ZM12 244V245H13ZM26 244V243H25ZM38 244V243H37ZM49 244V243H48ZM73 244V243H72ZM76 244V243H75ZM97 244V243H96ZM257 244V243H255ZM262 244V243H260ZM3 245V243H2ZM9 245V243L7 244ZM31 245V243H30ZM34 245V244H33ZM4 246V247H5ZM21 246V245H20ZM39 246V244L37 245V247ZM43 246V245H42ZM54 245H52L53 247ZM77 246V245H76ZM75 246V247H76ZM192 246V245H191ZM44 247V246H43ZM42 247V251H43V248ZM57 247V246H55ZM64 247V246H63ZM79 247V246H78ZM77 247V249H78ZM99 247V245H98ZM101 247V245H100ZM234 247V246H232ZM14 248V246L12 247ZM21 249V247H17V249ZM23 248V247H22ZM80 248V247H79ZM91 248V246H90ZM103 248V247H102ZM101 248V249H102ZM9 249V248H7ZM6 249V250H7ZM17 249H15L16 251L15 252H18ZM52 249V248H51ZM92 249V248H91ZM104 249V248H103ZM153 249V248H152ZM255 249V248H254ZM5 250V251H6ZM36 250V248H35ZM34 250V251H35ZM25 251V249L23 250ZM29 251V250H28ZM37 251V250H36ZM49 251V250H48ZM53 251V250H52ZM51 251V252H52ZM64 251V250H61V252ZM80 249H79V255L81 256L80 254ZM12 252V250H11ZM38 252V251H37ZM209 252V251H208ZM19 253V252H18ZM21 253V252H20ZM82 253V252H81ZM93 253V252H92ZM98 253V252H97ZM4 254V253H3ZM7 253H5L6 255ZM25 254V253H24ZM28 254V253H27ZM67 254V253H66ZM91 253H89L90 255ZM182 254V253H181ZM1 255V254H0ZM16 254H14V257H15ZM19 255V254H18ZM17 255V256H18ZM59 255V253L57 254ZM69 256H71L70 254H68ZM93 256H91V258H94L95 259V255L92 254ZM29 256V255H28ZM32 256V255H31ZM52 256V254L50 255V257ZM77 256V255H76ZM83 256V255H82ZM113 256V254H112ZM12 255H11V259H9V257L7 256H3L1 258L0 256V259L3 260V262L5 264H41L39 261L35 260V258L32 260H29L27 261L26 263H23V262H14V257H13V260H12ZM22 257V256H21ZM24 257V255H23ZM36 257V256H35ZM47 257H48V254H47ZM85 257V256H84ZM207 257V256H206ZM29 258V257H28ZM38 258V257H37ZM40 258V256H39ZM49 258V257H48ZM59 258V257H58ZM63 258V257H62ZM72 259H74V263H78L77 261H75L76 259L74 258V255L73 257H71ZM77 258V257H76ZM80 258V257H78ZM87 258V257H85ZM97 258V257H96ZM105 258V257H104ZM16 259V258H15ZM24 259V258H23ZM70 259V257H69ZM0 260V261H1ZM19 260V259H18ZM45 259H43L42 261H44ZM251 260V259H250ZM59 261V259H58ZM61 261V259H60ZM149 261V260H148ZM184 261V260H183ZM45 262V261H44ZM51 262V261H50ZM48 261V263H50ZM67 262V260H66ZM72 262V261H71ZM54 263V262H53ZM58 262H56L57 264ZM73 263V264H74ZM87 263V262H86ZM171 263V262H170ZM45 264V263H44ZM47 264V263H46ZM52 264V262H51ZM61 264H62V261H61ZM65 264V263H64ZM67 264H69L67 262ZM79 264V263H78ZM255 264H264V256L262 257L261 260H258Z\"/></svg>","mask_w":264,"mask_h":264}]
</instances>
